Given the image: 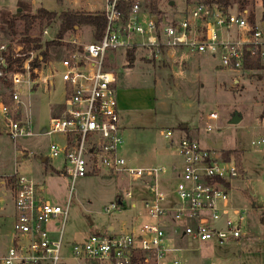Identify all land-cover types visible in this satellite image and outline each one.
Listing matches in <instances>:
<instances>
[{"label":"built area","instance_id":"obj_1","mask_svg":"<svg viewBox=\"0 0 264 264\" xmlns=\"http://www.w3.org/2000/svg\"><path fill=\"white\" fill-rule=\"evenodd\" d=\"M163 2L153 12L149 0H104L102 37L97 41L74 35L60 39L64 44L61 70L42 57L44 45L23 53V43L0 40V116L5 133L12 140L48 137L45 159L58 161L57 171L70 180L62 208L43 198V187L16 173L9 177L14 242L0 255V264H64L62 236L71 190L76 180L88 175L126 174L137 181L138 191H119L102 207L107 214L128 209L134 214L105 232L73 243L70 258L76 264H187L180 254L183 248L174 245L184 237L223 245L245 235L246 209L232 204L231 191L246 173L233 156L203 147L188 135L177 137L171 128L160 129L159 135L174 148L179 165L131 166L119 152L124 136L116 94L118 76L110 64L117 52L142 49L146 60L173 58L182 51L218 55L219 66L230 71L243 69L245 58H252L257 50L264 60V22L252 23L247 9L224 10L207 2L177 9L175 0ZM42 33L49 34L47 27ZM19 57L23 58L20 65ZM57 79L62 85L59 110L46 125H35L32 108L40 95L56 89ZM208 119L216 120L217 114L209 113ZM256 143H264V138ZM168 170L175 182L164 190L161 181ZM260 207L264 210L263 202ZM145 217L149 221H143ZM206 264L223 263L209 260Z\"/></svg>","mask_w":264,"mask_h":264},{"label":"rangeland","instance_id":"obj_2","mask_svg":"<svg viewBox=\"0 0 264 264\" xmlns=\"http://www.w3.org/2000/svg\"><path fill=\"white\" fill-rule=\"evenodd\" d=\"M153 1L156 7L164 4L163 0ZM175 1L177 9L206 2ZM230 1V10H236L237 0ZM251 1L246 9L248 13H254L258 23L262 19L264 0H253L254 4ZM19 2L28 5V9L22 12ZM41 7L56 12L65 9L95 12L104 8V0H0V40L10 44L20 42L24 36V21L20 15L35 14ZM10 18L15 21L14 34L4 21ZM59 22L57 16L49 21L37 19L29 35L40 39L42 49L46 41L55 38ZM43 27H47L48 35H43ZM72 35L91 41L92 27L81 25L64 37ZM63 45H53L48 50L49 60L59 70L64 55ZM144 54V50L137 49L132 64H128L123 50L110 58L111 68L118 76L120 101L136 109L127 118L129 120L121 122L124 143L120 146V154L131 166L165 165L170 168L179 165L180 157L173 147L166 146L168 140L159 135V130L167 127L175 130L177 137L188 135L203 147L238 152L246 177L232 184L231 197L234 206L246 209L245 235L223 245L198 243L186 237L174 245L183 248L180 254L187 264H206L209 260L223 264H264V210L260 207V202L264 205V143H256L264 138V68L240 71L244 81L235 85L232 79L236 76L219 66L218 55L214 58L204 55L209 60L207 66H203L200 57L203 55H190L185 51L177 52L173 58L160 60L143 59ZM57 81L56 89L51 94L40 95L38 105L32 108L35 125H46L48 119L58 112L62 85L59 79ZM242 84H245L244 88ZM150 103L156 105V117L152 116L153 111H149ZM211 112L217 114L216 120L208 119ZM234 117L238 118L237 123H231ZM48 141V137L41 135L12 140L5 133L0 116V178L6 183L16 173L43 187V198L64 208L70 193V180L55 171L58 161L51 162L54 168H48L47 163L42 162L47 155ZM228 156L235 158L233 154ZM161 182L162 189L167 190V186L171 189L168 183L175 182L172 170L162 176ZM6 186L11 187L12 184L7 183ZM129 188L137 192L138 183L126 174L113 177L88 175L75 181L62 236L64 264H76L70 258L73 243H80L91 234L105 232L109 223L117 225L121 219L134 214L130 209L120 214L102 211L104 205L114 200L117 192ZM8 194L5 210L0 211L6 215L5 224L0 220V228L4 229L2 234L11 228V214L14 212L10 190ZM143 221L149 219L145 217ZM49 228L56 230L55 226L50 225ZM1 239L0 252L8 245Z\"/></svg>","mask_w":264,"mask_h":264},{"label":"trees","instance_id":"obj_3","mask_svg":"<svg viewBox=\"0 0 264 264\" xmlns=\"http://www.w3.org/2000/svg\"><path fill=\"white\" fill-rule=\"evenodd\" d=\"M207 3H216L218 4L222 9L227 10L231 7V1L230 0H206ZM250 0H237V9L243 10L246 9V7L249 5ZM251 3L254 4V1L252 0ZM263 12H262V19L261 22H264V2H263ZM126 6L125 3L121 5V8L124 10V7ZM149 6L150 9L154 12L156 11L155 2L153 0H149ZM18 7L21 8L22 12L25 9H28V5H25L21 2L18 3ZM57 16L59 19V26L57 29V33L54 39L48 40L44 43V49L40 52L42 57L44 59L48 58V50L51 46L60 45L64 35L68 32H75L76 29L81 25H89L92 27V40L97 41L102 37L105 25H106V17L103 12V10H98L95 12H88V11H82V10H75V9H65L60 12L48 10L44 7H41L37 10L35 14H29L24 13L21 14L20 17L24 21V28H23V34L24 36L21 38L20 42L23 43L24 49L23 53L31 50V49H37L40 48L42 45L40 44V39L37 37H30V30L32 28V24L35 20L39 19L42 20H50L53 17ZM249 19L252 23H255V15L254 13H249ZM7 24V27L11 31L12 34H14V25L15 21L14 19H5L4 20ZM135 53V49H129L125 51V54L128 58L129 63L132 64L133 62V54ZM22 57H19L16 59V62L21 63ZM9 61L11 62V59L9 58ZM37 59L33 63L36 64ZM244 69L252 70V69H260L263 67V62L260 58L258 50L256 51L255 55L252 58H245L244 60ZM224 156H228L229 154H233L235 157V161L240 165V155L238 152L235 151H224ZM47 163V160H44V164Z\"/></svg>","mask_w":264,"mask_h":264},{"label":"crops","instance_id":"obj_4","mask_svg":"<svg viewBox=\"0 0 264 264\" xmlns=\"http://www.w3.org/2000/svg\"><path fill=\"white\" fill-rule=\"evenodd\" d=\"M200 57H201V60H203L202 61V65L205 64L207 66V61L209 59H207V57H205L204 55L203 56H200ZM263 68H264V60H263ZM242 70H244V68L241 69V70H239V71H231V72L234 73V76H236V77H234L232 79L233 80V83L235 85L236 84H239V82H241V80L244 81L243 80V76L239 74L240 71H242ZM244 71H246V69ZM248 71L251 72L252 70H248ZM241 87L244 88L245 87V84H242ZM117 90H118V81H117ZM116 94H117L118 113H119V117H120V122H125V121L129 120L127 118H129L130 114H133V112H136V109L135 108H130V106L127 105L125 102L120 101V99L118 97V92ZM150 104H151V107H150L151 110L149 108V111L150 112L153 111L152 112V114H153L152 116L153 117H156V105L155 104H152V103H150ZM207 117H208V115H207ZM43 159L45 160V157ZM43 159H42V162H44ZM47 165H48V168L49 167L54 168L49 161L47 162ZM54 169H55L56 172H58L56 168H54ZM54 169H53V171H54ZM7 183L8 184H11L9 182H6V183L3 182V178H0V211L1 212L5 210L6 197L9 195L8 194V191L9 190L11 191V194H12L11 196H12V203H13V190H12V186L11 187H7L6 186ZM231 199H232V197H231ZM233 203H234V200L232 199V204ZM13 209H14V207H13ZM5 219H6V215H4L3 213H0V220H3L4 224H5ZM13 221H14V212L11 214V222H10L11 228H9V230H7V232H5L3 234H2V232L4 231V229L3 228H0V240H2L1 238H3L4 240H6V243L8 242L7 248H5L3 251H1L0 252V255H4L6 253L8 247L11 246L13 244V242H14V238H13V234H12V224H13ZM2 225H3V223H2ZM112 225H114V224L113 223H109L106 228H110Z\"/></svg>","mask_w":264,"mask_h":264},{"label":"water","instance_id":"obj_5","mask_svg":"<svg viewBox=\"0 0 264 264\" xmlns=\"http://www.w3.org/2000/svg\"><path fill=\"white\" fill-rule=\"evenodd\" d=\"M170 4H173V1H170ZM156 20V19H154ZM238 122V118L234 117L231 121V123H237ZM44 160V159H43Z\"/></svg>","mask_w":264,"mask_h":264}]
</instances>
